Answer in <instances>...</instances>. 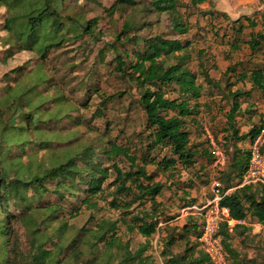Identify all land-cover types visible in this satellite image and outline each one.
I'll list each match as a JSON object with an SVG mask.
<instances>
[{
	"label": "rangeland",
	"instance_id": "obj_1",
	"mask_svg": "<svg viewBox=\"0 0 264 264\" xmlns=\"http://www.w3.org/2000/svg\"><path fill=\"white\" fill-rule=\"evenodd\" d=\"M114 1L63 0L59 7L60 22L73 27L68 20L70 18L79 26H74L66 33L62 46L50 50L43 62L33 52L21 51L9 42L10 34L5 26L7 8L0 2V98L15 83H28L27 78L39 71H33L29 76L24 74L41 64L39 68L42 67L46 82H38L35 75L30 83H34L32 87H37L40 95L52 101L45 103L42 111L58 112V115L63 116L51 123H45L46 120L33 122L36 130L52 131L51 135L43 132V137L53 141L46 144L47 149L43 148L44 144L36 143L24 151L13 148L8 151V156L22 157L25 163L28 155L36 154L34 159L37 163L41 161L48 164V159L63 162L67 157L91 147L94 150L93 160L109 169V175L102 185V194L95 199L96 208L81 207L76 216H73L72 209L78 207L84 197L83 183L78 184V190L71 188L67 192L79 198L66 196L64 200L51 193L34 196L33 191L28 189L25 192L27 205L32 203L39 207L28 217L29 225H25L22 218L27 213L24 203L11 195L7 204L8 212L16 218L11 224L12 231L8 240L10 245L14 243L25 252L35 232L36 235L43 232L52 234L61 223L66 222V241L79 240L81 228L92 229L96 221L109 219L117 221V236L122 242L128 241L131 251L144 249L142 258L146 259V264H167L166 261L174 255H183L189 251L196 255L200 251L195 246L191 227L202 220L199 209L211 198L213 183L219 181L224 187V183L219 180L221 171L214 168L212 157L208 156L205 131L225 148L230 158L235 148L248 153L250 144L249 138L236 141L227 136L226 116L233 103L239 105L233 126L239 130L240 135L247 134L253 127L264 125V96L260 92L252 90L248 96L232 97L236 90L242 93L251 89L248 81L237 80L238 75L264 64L261 51L252 52L247 44L251 35L264 33V0H203L196 4L191 0L178 1L180 22L187 33L177 38L188 42L189 58L186 65L194 74L196 85L200 87L198 98L187 99L188 95L184 97L193 110V115L184 118V122L189 132V146L195 153V163L189 167L177 163L165 172L149 162V157H154L157 162L163 157L172 158L171 154L166 147L144 150L142 145L149 143L146 138L149 131L146 130L145 115L137 102L138 96L133 84L122 79L115 70L116 53L111 45L115 43L125 22L135 24L126 37L163 35L174 38L173 26L177 15L148 13L146 5L151 3L150 0H136L138 4L133 8L117 10L110 15L106 9ZM87 24L91 25V31L83 33L80 26ZM239 28L241 32L237 31ZM116 46L119 52L125 50L128 53L140 47L126 40ZM33 92L28 90L23 101ZM118 94L123 96L112 97ZM32 97L35 102V93ZM166 97L174 99L178 95L173 88H166ZM11 120L17 123V119ZM109 142L129 148L130 154L137 158V163L144 165L147 173L153 175L154 182L162 184V193L156 198L155 208L148 202H133L131 196L118 197L119 205L130 203L127 209L112 207L115 195L113 165L122 172L133 171L134 168L125 156H115L112 160L106 158L103 151ZM45 185L53 189L55 181H47ZM57 204L62 207L61 210L54 217L48 218V223H42L45 215L43 208ZM144 214L154 215V219L159 222L155 233L148 238L141 236L135 229L132 232L127 229V224L132 225V217H144ZM243 227L249 229L243 236L222 233V238L226 239L233 251H226L228 263L264 264V231L261 225L247 217ZM169 237H173L175 242L166 246ZM3 244L4 239L0 238V247ZM69 250L67 248L66 253Z\"/></svg>",
	"mask_w": 264,
	"mask_h": 264
},
{
	"label": "trees",
	"instance_id": "obj_2",
	"mask_svg": "<svg viewBox=\"0 0 264 264\" xmlns=\"http://www.w3.org/2000/svg\"><path fill=\"white\" fill-rule=\"evenodd\" d=\"M146 5L148 13H170L177 15L173 26V33L176 37L167 38L163 35H148L126 37L132 30L134 23L125 22L115 43L111 45L115 55V70L121 78L133 84L137 92V102L145 115L146 130L149 131L146 138L145 151L152 148L166 147L172 158L163 157L159 161L149 157V162L154 163L158 170L165 172L174 168L177 163L182 166H193L195 153L192 151L189 140V132L185 128L184 118L192 116L193 110L189 107L188 98H198L200 87L195 83V76L187 67L188 42H182L177 36H183L187 29L180 22L178 14L179 0H150ZM203 0H191L193 4ZM7 8L5 26L10 34L9 42L15 44L21 51L33 52L43 62L50 50L58 49L64 43L66 33L70 32L78 23L72 22L73 27H68L60 22L59 7L63 0H0ZM138 2L136 0H115L106 9L110 15L117 10L133 8ZM83 33L91 31V25H81ZM241 32L242 29L237 30ZM73 36V35H72ZM124 36V37H123ZM123 38V39H122ZM138 44L140 47L131 53L128 51L119 52L117 44L124 41ZM237 42V39H236ZM249 49L254 52L260 50L264 56V33L256 32L251 35L248 41ZM124 58V59H123ZM37 64L24 75L38 70L39 73L28 77V83L20 81L15 83L9 91L0 98V238L4 239L3 247H0V264H146L142 258L143 248L131 251L128 241L122 242L117 236L118 223L109 219L96 221L92 229H80L79 240L64 238L68 225L61 223L52 234L48 232L34 233L29 242L28 251H21L14 243L10 245L9 235L12 231L11 224L16 218L8 212V200L11 195L16 200L24 203L27 213L23 216L25 225H29L28 217L39 207L27 205L25 192L28 189L33 191L34 196L43 194H54L60 200L66 196H75L69 192L71 188H78V184H85L84 197L79 201V206L72 209L73 216H76L81 207L95 209V199L102 194V185L109 175L108 167L104 168L100 163L93 160L94 150L91 147L84 149V152L71 155L63 162L48 159V164L35 161L36 154L28 155V160L23 163L22 157H9L11 149H26L36 143L44 144V149L53 141L43 137L44 134H53L52 131H39L33 127L34 121L51 123L58 120L62 115L58 112L48 113L42 111V106L52 101L40 95L37 87L30 83L37 75L38 82H46L42 73V67ZM38 68V69H36ZM206 79H208V76ZM237 80L248 81L250 90L239 92L236 90L232 97L248 96L252 90L260 92L264 96V64L260 68L252 69L248 73L241 72ZM17 81V82H18ZM208 79V83H209ZM38 86V85H36ZM40 88V87H39ZM166 88H173L178 97L170 99L166 97ZM35 93L36 101L32 94L23 101L27 91ZM187 99H184L185 96ZM123 94L112 97H122ZM239 105L233 103L226 116L227 136L232 140L251 141L260 131L261 127H253L247 134L240 135L239 130L233 126L234 117L237 116ZM169 112H173L169 114ZM7 115V117H6ZM17 119V123L11 119ZM11 120V121H10ZM10 121V122H9ZM44 132V134H43ZM140 137H143L140 135ZM146 139V140H147ZM225 150V148H224ZM226 152V150H225ZM130 149L121 147L109 142L103 154L107 159L115 156H125L132 166L133 171L122 172L116 165H113L115 175L114 197L112 207L127 209L130 203L119 205L118 197L131 196V200L140 203L148 202L151 207H156V198L162 193V184L154 182V177L148 174L145 166L137 163V158L130 154ZM227 154V152H226ZM211 157L210 153L208 154ZM77 162H80L78 164ZM37 163V165H36ZM248 163V153L235 148L233 154L228 158L227 168L221 172L220 181L224 183L223 191L236 186L244 173ZM36 165V167H35ZM33 169H36L35 171ZM54 182L55 186L50 189L45 183ZM75 198H79L78 195ZM220 204L229 209L230 216L234 220H246L247 217L255 219L264 231V185L242 187L225 195ZM60 205L47 206L44 209L45 215L42 223H48L50 217L61 210ZM124 221V220H123ZM126 223V221H124ZM32 223V222H31ZM127 229L132 232L134 229L143 237L152 236L158 225L154 215L144 214V217H132ZM244 225L236 226L234 234L243 236L249 229ZM184 227V231H185ZM193 238L199 235L200 223L192 225ZM186 233L189 231L186 230ZM222 233L229 234L225 229ZM175 242L169 237L166 246ZM224 248L232 252L231 247L222 238ZM195 246L197 244L195 243ZM198 247V246H197ZM67 248L70 250L67 251ZM187 252V250H186ZM167 264H210L208 257L199 251L196 255L189 251L183 255H174L166 261ZM237 264H250L249 262Z\"/></svg>",
	"mask_w": 264,
	"mask_h": 264
},
{
	"label": "built area",
	"instance_id": "obj_3",
	"mask_svg": "<svg viewBox=\"0 0 264 264\" xmlns=\"http://www.w3.org/2000/svg\"><path fill=\"white\" fill-rule=\"evenodd\" d=\"M205 136L214 168L224 171L227 168L228 155L207 130ZM258 185H264V125L250 141L247 167L236 186L223 191L221 183L215 181L211 188V198L199 209L202 220L199 222V235L195 238V242L199 250L208 257L210 264H229L221 230L225 229L231 234L236 226L245 225L244 220L231 218L229 209L220 204L221 199L236 189Z\"/></svg>",
	"mask_w": 264,
	"mask_h": 264
},
{
	"label": "crops",
	"instance_id": "obj_4",
	"mask_svg": "<svg viewBox=\"0 0 264 264\" xmlns=\"http://www.w3.org/2000/svg\"><path fill=\"white\" fill-rule=\"evenodd\" d=\"M250 84V83H249Z\"/></svg>",
	"mask_w": 264,
	"mask_h": 264
}]
</instances>
